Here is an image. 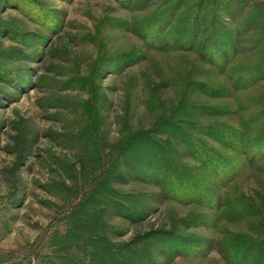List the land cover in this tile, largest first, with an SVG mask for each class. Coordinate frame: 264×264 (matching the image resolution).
I'll list each match as a JSON object with an SVG mask.
<instances>
[{
  "label": "rangeland",
  "instance_id": "rangeland-1",
  "mask_svg": "<svg viewBox=\"0 0 264 264\" xmlns=\"http://www.w3.org/2000/svg\"><path fill=\"white\" fill-rule=\"evenodd\" d=\"M0 264H264V0H0Z\"/></svg>",
  "mask_w": 264,
  "mask_h": 264
},
{
  "label": "trees",
  "instance_id": "trees-1",
  "mask_svg": "<svg viewBox=\"0 0 264 264\" xmlns=\"http://www.w3.org/2000/svg\"><path fill=\"white\" fill-rule=\"evenodd\" d=\"M113 261H116V260L113 259Z\"/></svg>",
  "mask_w": 264,
  "mask_h": 264
}]
</instances>
